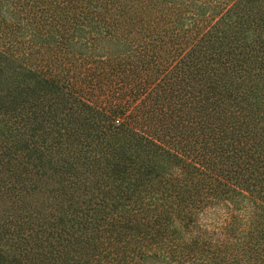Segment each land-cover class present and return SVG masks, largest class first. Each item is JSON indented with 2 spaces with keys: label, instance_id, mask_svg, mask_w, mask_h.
Here are the masks:
<instances>
[{
  "label": "trees",
  "instance_id": "obj_1",
  "mask_svg": "<svg viewBox=\"0 0 264 264\" xmlns=\"http://www.w3.org/2000/svg\"><path fill=\"white\" fill-rule=\"evenodd\" d=\"M0 264H264V0H0Z\"/></svg>",
  "mask_w": 264,
  "mask_h": 264
}]
</instances>
